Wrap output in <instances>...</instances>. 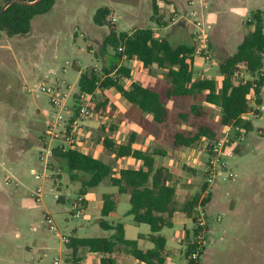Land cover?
I'll use <instances>...</instances> for the list:
<instances>
[{"label":"rangeland","instance_id":"374dc122","mask_svg":"<svg viewBox=\"0 0 264 264\" xmlns=\"http://www.w3.org/2000/svg\"><path fill=\"white\" fill-rule=\"evenodd\" d=\"M154 1L57 0L50 13L34 18L29 35L9 37L3 34L0 39V264H57L58 260L59 264H67L70 259L66 247L68 243L63 242L59 236L71 238L76 231L82 238L108 237L107 231L100 226V216L95 210L97 196L107 194L105 182L95 189L87 190L91 199L90 206L88 210L86 208L83 217L77 219L71 213L72 201L82 193V183L87 176L77 174L78 178L73 180L72 174L75 173L68 167L62 169L58 159L51 157L49 176L41 180L34 177V170L42 171L44 168V150L48 146L53 149L60 145L59 142L51 141L47 134L53 114L51 97L38 91V87H54L59 96L69 97L68 105L76 111V106L80 105L75 100L78 71L101 65L103 67L114 60L112 48L105 45L111 30L132 32L137 28L156 27V22H160L163 28L174 20L173 16L165 17L170 18V22L158 17L154 11ZM191 1L195 3L193 9L198 12L197 15L205 17L212 24L208 48L197 44L195 78H213L220 87L223 77L219 64L236 52L251 31L249 22L258 11L264 12V0ZM3 4L4 0H0V6ZM100 8L110 9L117 23L113 25L107 20V26H97L94 17ZM178 12L187 13L185 10ZM211 14H215V18L210 17ZM195 19L193 16L188 18V26L192 31V21ZM155 33L161 34L160 30ZM181 43L188 44L186 40ZM199 64L204 71L199 68ZM102 67L98 69L99 72ZM237 79L245 81L253 77L242 67L237 72ZM165 80L168 81L167 77ZM102 99L97 98L95 105ZM255 100L253 98L251 113L244 117L252 122L253 131L240 138L233 128L229 132L230 137L235 138L233 141L234 146L237 144V151L234 157L224 160L228 163L227 175L233 173V176L218 180L209 189L211 192L206 206L208 216L210 212L215 215L224 214L226 208L245 200L256 221H264V104L259 108ZM193 103L201 104L202 101L171 102L173 115L187 111ZM204 106L209 110L208 122L217 129L219 140L225 136L228 128L220 124L221 108L207 104ZM118 110L108 106L97 113L92 108L90 118H97L104 123L103 126L107 122L108 132L110 124L116 125L123 120ZM152 128L154 133L161 136L160 149L167 152L173 149L170 135L179 128L191 130L184 120L166 126L155 124ZM107 132L100 128L91 140L92 143L99 140V137L102 139L107 136ZM201 141L195 145L194 152L203 143L201 147L204 157L195 160L194 155L193 160L181 161L180 170L175 173V179L182 184L194 180L196 194L180 195L176 206H183L185 201H191L198 194L200 200L202 196H207L202 190L206 176L200 163H208V151L204 148L214 142L207 138ZM109 155L105 149L103 158L106 161L99 159L111 164L114 170L118 168V163L110 161ZM48 216H52L59 236L49 230L46 221ZM193 216L189 214L187 224L191 235ZM180 229L183 231L184 227ZM131 235L129 231L128 237ZM46 244L50 245V250ZM60 248L64 253L59 251ZM218 262L231 264L232 256L227 254ZM262 262V258L256 254L255 263Z\"/></svg>","mask_w":264,"mask_h":264},{"label":"trees","instance_id":"16d2710c","mask_svg":"<svg viewBox=\"0 0 264 264\" xmlns=\"http://www.w3.org/2000/svg\"><path fill=\"white\" fill-rule=\"evenodd\" d=\"M10 0H4V3ZM35 1V0H26ZM57 0H42L36 6L22 4L11 5L0 16V39L3 34L9 37L27 36L32 31V22L35 17L45 15L52 11ZM2 6H0L1 9ZM154 11L157 14L156 1ZM108 8H100L94 17L97 26H107V18L111 15ZM251 31L239 44L236 52L219 64L220 74L223 77L221 86L213 78H195V59L197 45L173 46L166 38H157L151 28H138L132 33L111 30L105 45L112 48L113 62L104 64L99 72L96 68H88L80 75L75 100L80 104L89 96L105 99L104 93L108 89H115L133 108L139 111V125L145 132L150 131L153 122L156 125H168L184 120L191 130L178 129L169 136L173 150L191 148L203 138L218 141L217 129L209 124V110L204 104L221 108V121L223 127H232L240 138L253 131L251 121L244 120L243 116L252 110L253 98L258 106L264 104V12L258 11L249 22ZM138 60L143 68L157 66L167 70L168 83L162 88L145 87L132 83L130 87L123 85V81L132 78L131 69L123 64ZM242 67L253 79L239 81L237 72ZM201 100V104L193 103L187 111H180L173 115L171 102H189ZM77 103V104H78ZM79 107L76 106V108ZM95 111L107 109L108 103L99 102L93 105ZM152 118V121L150 120ZM193 122L190 123V119ZM74 119V118H73ZM72 119V120H73ZM181 123V122H180ZM178 123V125L180 124ZM234 144L235 138L232 137ZM135 135L132 134L126 144H116L113 138L104 140L105 149L115 155L118 161L122 158H133L141 161L138 169H122L118 177L113 175L111 164L96 159L89 154L79 152L74 148L64 151L60 147L53 150L54 158L58 159L62 169L68 167L73 179L77 174H83L84 196L88 189H94L109 179L110 185L117 189L119 195H129L131 209L129 216H133L136 224H146L151 228L149 238L155 248L146 252L138 248L137 240H128L125 237L123 224L111 225L107 221L110 213L117 207L114 195L105 194L101 211L100 226L105 231H115L114 235L95 238L71 237L67 244L72 264H81L79 251L88 248L90 252L102 255L101 264H116L112 254L124 247L136 260L145 264H165L164 255L167 241L160 233L164 228H172L171 219L176 212L177 190L171 183L174 180L172 171L166 166L157 165V157H166L167 151L155 148L152 151H141L134 148ZM210 147V145H209ZM208 147V149H209ZM237 151V144L233 147ZM207 183L205 184L204 190ZM200 200L198 194L183 206L186 213H193ZM208 199L204 204L208 203ZM191 243L186 251V258L194 252ZM188 264H192L188 262Z\"/></svg>","mask_w":264,"mask_h":264},{"label":"crops","instance_id":"0c3cea01","mask_svg":"<svg viewBox=\"0 0 264 264\" xmlns=\"http://www.w3.org/2000/svg\"><path fill=\"white\" fill-rule=\"evenodd\" d=\"M155 1L158 9L157 15L162 19H164L167 16L171 17L170 10L168 8L173 7L177 11L185 10L187 12L191 11L192 9L190 5L191 0H155ZM200 2L204 3V0H200ZM214 15L215 14H211L210 17L215 18ZM165 19L169 20L170 18H165ZM162 25L163 24H161V26ZM151 29H153L155 32L160 30L161 34L160 35L156 34V37L160 39L166 38L175 47L179 45H189L191 43H194L193 31L189 28L188 20L186 19L173 20L170 22L169 25L163 28L160 27V22H156V27H153ZM119 32H127V31L119 30ZM132 32H128V33H132ZM183 40H186L188 44H182L181 42ZM196 60L197 59H195V64H196ZM123 64L131 69V75H132L131 79L123 81V85L126 87H130L132 83H137L145 87L162 88L168 83L165 80L167 70H161L157 66L143 68L142 63L138 60H132L128 62L125 61L123 62ZM198 66L199 68L201 67L202 69V66H200V64ZM101 67L102 65L95 66L94 68L98 70ZM202 70L201 72L204 71ZM78 72H79V76H78V81H79L80 75L83 71L79 70ZM77 84L75 87L76 89H77ZM104 96L105 99L108 100V102L107 101L105 102L103 99L101 102L106 104L108 103L109 107H113L115 109L118 108L119 109L118 111L122 113V118L120 119L123 120L117 124L115 123L116 125L110 124L111 128L110 130L108 129V132L106 128L107 122L105 123L106 126H103L104 123L98 121L97 118L95 117L94 119L88 118L84 120L83 123L78 128V130L76 131V135H75V146L79 152L89 154L96 159L103 158V154H105V147H104L105 138L107 137L113 138L116 144L121 145V144H126L128 142L129 136H131L129 134L135 135V143H134L135 149L144 152L152 151L155 148L160 149L161 136L158 133H154L152 127L155 124L153 122L150 125V131L145 132L143 128L139 125V118H140L139 111L133 108L131 104L127 100H125L115 89L106 90ZM101 110L96 112L100 113ZM135 112L137 115H135ZM150 120L152 121V118ZM100 128L103 130L106 129L107 136L102 137V139H100L99 137V140H97L95 143H92L91 140L97 135V133L100 131ZM109 131L112 132L109 133ZM94 145L96 146L94 147ZM201 146H203V143L199 144L198 146L199 150L197 152H194L195 146L191 148H183L176 151L172 149L167 153L166 157H161L160 160L156 159L158 166L168 167L174 175V180L171 184L175 186L177 190L176 202L178 201L179 196L182 194L184 195L196 194V189L194 188L195 181L190 180L188 181V184H186V182L182 184L175 179V173L177 170H180L181 161L185 162V161L193 160L194 155H196L195 160L196 158L198 160L204 157L205 153ZM208 147L209 145L207 146V148L205 147L204 149L208 151ZM206 154L208 155V153ZM109 156H110L109 157L110 161L113 162L115 161L118 163V168H114L113 170V175L116 177L119 176L120 171L122 169H129V168L138 169L142 166L141 161L135 160L133 158H122L117 161L115 159V155L110 153ZM104 182L107 185V194L114 195L117 201L116 210L110 213V215L107 217L108 223L114 226L119 223L123 224L126 239L137 240L138 248L140 250L146 252L148 250L154 249L155 244L149 238L151 234L150 226L146 224H136L133 220V216L128 215V212L131 209L130 196L119 195L117 189L110 185L109 179L105 180ZM205 184H206V180H205ZM204 187L202 190L205 193L207 191L208 186L207 188H205V190ZM82 188H83V183H82ZM104 195L105 194H99L97 196L98 200L95 204L96 214H99L100 218L104 204L103 201ZM209 196L210 193L208 196H205V198L204 196H202L203 198L199 200L198 205L201 203V201L202 203H204ZM83 197H85V199L87 200V210H88L91 201L88 192H86V194ZM186 203L187 201L184 202V204ZM207 205L208 203L205 204V208ZM183 206H176V212L174 213L171 219L173 227L164 228L160 233V235L163 238H165L167 241V245L164 251V255L166 256L165 264H188L189 262L188 258H186V251L188 249V245L192 242L195 235L196 225L194 219H195L197 207L195 208L193 213H186L183 210ZM225 210L227 212L224 214L218 213L215 215V213L210 212L208 216V222L213 229V234H212L213 244H211L207 248L205 253L202 255L199 264H220V262L218 261L223 257H225V255L227 254H230L232 256L231 264H256L255 263L256 254H258L259 257L262 258L263 262L261 264H264V221L262 220L258 221V219L256 221L254 214L249 212V208L245 200H242L241 202H237L233 204L231 208H226ZM189 214H194L193 216L194 226H193L192 235L187 229ZM180 227H184V230L182 231ZM129 231H131L132 234L130 237H128ZM114 233L115 231H107V236H108L107 238L113 236ZM59 237L63 238L61 236ZM72 237L82 238L79 236L78 232L76 231L74 232ZM64 238L70 240V238L68 237H64ZM256 243H258V247ZM46 247L48 250L51 249L49 244H46ZM59 251L64 253L62 248H60ZM68 253L69 251L67 249V254ZM79 257L82 260L81 264H88V262L89 264H101L102 255L99 253L90 252L88 248L80 249ZM112 257L115 260L116 264H145L143 262L136 260L131 254H129L126 251L124 247H119L112 254ZM179 258H183L184 260L180 261ZM68 263L69 262H67V264Z\"/></svg>","mask_w":264,"mask_h":264},{"label":"built area","instance_id":"2783aa9c","mask_svg":"<svg viewBox=\"0 0 264 264\" xmlns=\"http://www.w3.org/2000/svg\"><path fill=\"white\" fill-rule=\"evenodd\" d=\"M190 5L192 7L191 11H188L185 14L181 12L179 13L173 7L170 8L171 17L173 16L174 20H188L189 16L196 17V19L192 21V25L194 26V42L196 43V45L201 44L207 49L210 40V31L212 30V24L208 23L205 17H199L197 15L198 12L193 9L195 5L194 2L191 1ZM107 20L113 25L117 23V18L112 15H110ZM250 21H252V19ZM38 91L46 93L51 97L50 101L53 106L52 123L49 124V128L47 131V134L51 138V141L59 142V147L64 151L74 148L76 131L84 120L90 118L92 106L95 105L97 98L95 97V95L89 96L87 100L79 105L76 111H73V109H71L68 105L69 97L59 96L57 90L54 87L40 85L38 87ZM258 107L260 108V106ZM244 117L245 115L243 116V118ZM231 130L232 127H228L225 136L210 145L208 149V163H200L203 169V173L206 176V183L208 185L207 191L205 192L207 196L210 193L209 189L213 187L215 182L220 179H227L233 176V173H230L229 176L227 175V170H229V168L227 161L224 160L225 158H232L235 155V152L233 150L234 144L232 143V139L229 135V132ZM54 149L55 148L51 149L48 146L44 150L45 154L42 158L44 161L42 163L44 165L43 170L33 171L36 180H41L49 176V160L53 156ZM86 208L87 202L85 197H76L72 201V216L77 219L82 218L84 213L86 212ZM46 221L49 225V230L59 235L58 228L56 227L53 218L49 216L46 218ZM194 221L196 225V231L191 244L194 245L195 250L189 256V262H191L192 264H199L202 255L205 253L207 248L211 244H213V229L208 222L207 210L205 208V204L202 203V201L196 208ZM62 239L65 243H69L70 241L64 237Z\"/></svg>","mask_w":264,"mask_h":264},{"label":"water","instance_id":"95a60500","mask_svg":"<svg viewBox=\"0 0 264 264\" xmlns=\"http://www.w3.org/2000/svg\"><path fill=\"white\" fill-rule=\"evenodd\" d=\"M42 0H35V1H26V0H10L5 2L1 9H0V16L13 4H22V5H26V6H36L39 3H41Z\"/></svg>","mask_w":264,"mask_h":264}]
</instances>
